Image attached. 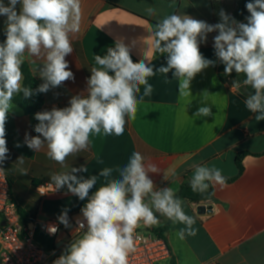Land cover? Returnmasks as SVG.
Segmentation results:
<instances>
[{
	"label": "crops",
	"instance_id": "0c3cea01",
	"mask_svg": "<svg viewBox=\"0 0 264 264\" xmlns=\"http://www.w3.org/2000/svg\"><path fill=\"white\" fill-rule=\"evenodd\" d=\"M238 1L81 0V30L72 40L73 52L65 58L74 80L43 93L44 101L38 112L54 106L67 107L72 96L86 93L90 69L95 65L94 56L106 55L107 49L115 47L117 41L131 47L133 62L144 59L155 71L166 66V54H156L150 47L149 29L158 19L175 13L215 24L220 22L219 12L223 9L238 22L247 23L246 19L235 16ZM4 3L7 5L8 0ZM148 7L157 10L155 17L147 14ZM19 9L18 4V12ZM5 19L0 16V37L4 34ZM217 34L209 33L207 41L200 44L203 56L215 64L191 81V96H180L179 81L171 71L156 72L148 77L153 86L151 95L143 96L144 86L140 85L136 119L126 124L124 134L90 136L89 149L69 156L65 165L49 159L46 147L35 152L27 146L26 136L39 135L34 130L39 121L14 102L5 126L8 158L1 166L18 207L35 215L38 222L49 219L59 222L58 217L67 211L71 227L59 222L60 235L66 239L76 230L77 219H83L81 209L87 198L80 200L66 186L58 193L40 195L37 187L50 183L52 173L87 167V172L74 174L85 179L92 175L98 177L97 185L89 192L91 195L104 183V178L99 177L102 169L112 168V177L118 178L117 169L128 163L133 152L139 151L160 169L158 173H148L156 188L172 187L177 193L184 183H190L195 165L215 166L232 181H227L223 190L210 185L211 201L196 204L183 200L185 213L195 218L196 235L186 234L183 240L179 239L177 233L185 226L171 221L165 233L170 257L160 264H264V120L257 121L258 113L246 108L247 87H232L236 79L231 75L235 71L231 75L224 74V65L213 47ZM25 63L38 87L43 83L38 73L42 61L33 63L26 59ZM203 95L207 96L205 104L211 108L212 115L196 117L199 107L205 106ZM241 153L245 154L240 172L237 157ZM20 158L24 159L23 164L18 163ZM22 168L28 173L21 174ZM202 205L210 209L200 211ZM157 215L160 223L152 226L154 228L167 222L166 217Z\"/></svg>",
	"mask_w": 264,
	"mask_h": 264
},
{
	"label": "clouds",
	"instance_id": "9594fccd",
	"mask_svg": "<svg viewBox=\"0 0 264 264\" xmlns=\"http://www.w3.org/2000/svg\"><path fill=\"white\" fill-rule=\"evenodd\" d=\"M246 8L250 13L247 23L238 22L223 9L219 12L220 22L215 24L175 13L158 19L149 29L150 47L156 54H166V66L155 71L144 59L133 62L131 47L117 41L115 47L107 49L106 55L94 56L95 65L90 69L86 93L72 96L67 107L54 106L35 114L39 123L34 130L39 135L26 136L27 146L35 152L46 147L49 159L65 165L69 156L89 149L90 136L123 135L126 124L136 119L140 85L144 86L143 96L151 95L153 86L148 77L156 72L167 74L171 71L179 81L180 96H191V81L215 64L200 51V44L206 42L207 35L212 32L218 33L213 47L224 65V74L231 75L233 71L238 76L243 74L242 82L233 81L232 87L240 89L243 85L254 90L246 95L245 106L251 113H258L257 121L264 120V0H250ZM145 11L149 16L157 15L154 7ZM0 16L6 17V39L0 43L2 165L8 158L5 126L14 108L15 96L22 93L28 98L36 93H47L74 80L65 58L73 52L72 40L81 30L82 5L81 0H8L7 5L0 0ZM144 56L147 59L146 53ZM26 59L33 63L42 61L38 73L43 83L35 93L23 86L22 65ZM206 101L207 96L203 95L205 106L199 107L196 117L212 115ZM18 163L23 164L24 159L20 158ZM20 171L28 173L27 169ZM87 171V167L82 166L50 175L48 186L52 191L66 186L80 200L87 198L81 209L83 219L76 221V233L80 234L53 264H129L130 254L136 251L137 228L159 225L157 214L185 226L177 233L179 239L183 240L186 234L196 235L195 218L185 213L184 201L172 187L156 188L148 173H158L160 169L139 151L133 152L128 163L117 169L118 178L112 177V168L102 169L99 177L104 178V183L91 195L89 192L97 185L98 177L92 175L85 179L74 174ZM227 180L228 177L215 166L195 165L190 187L193 192L203 194L210 185L223 190ZM58 220L65 227H71L67 211ZM47 230L55 234L58 228L53 225Z\"/></svg>",
	"mask_w": 264,
	"mask_h": 264
},
{
	"label": "built area",
	"instance_id": "2783aa9c",
	"mask_svg": "<svg viewBox=\"0 0 264 264\" xmlns=\"http://www.w3.org/2000/svg\"><path fill=\"white\" fill-rule=\"evenodd\" d=\"M0 168L2 166L0 165ZM3 170V169H2ZM49 183L37 187L40 195L45 196L52 191ZM41 230L55 239L57 248L48 252L34 239L33 231L25 228L21 222L19 207L11 194V185L4 171H0V264H53L65 251L67 246L80 233L75 223V231L62 239V226L55 220L40 221ZM56 226L58 231L49 234L48 227ZM86 230V229H85ZM136 251L130 254L129 264H160L170 257V249L165 238L154 231V227L141 226L136 230Z\"/></svg>",
	"mask_w": 264,
	"mask_h": 264
},
{
	"label": "trees",
	"instance_id": "16d2710c",
	"mask_svg": "<svg viewBox=\"0 0 264 264\" xmlns=\"http://www.w3.org/2000/svg\"><path fill=\"white\" fill-rule=\"evenodd\" d=\"M248 2H250V0H239L238 1V7L235 12V16L237 18L246 19V17L250 15V13H248L247 8H246V4ZM5 39L6 37L3 34L0 37V43H2ZM22 72L24 76L23 86L26 88H30L35 93V90L38 87L36 85V80L28 64L24 63L22 65ZM231 76L241 82L245 78L243 74H240L238 76L236 73H233V75ZM247 89L249 92H254V90H252L250 87H247ZM43 101H44L43 93H36L28 98H25L23 94L21 93V94L16 95L14 98V102L20 105L31 116H35V114L41 109ZM244 154L245 153H241L237 157V164L239 166L240 172L243 170L241 161H242ZM227 181L228 182L232 181V179H228ZM176 195L182 200H186V201L196 203V204H199L205 201H211L213 199L212 190H208L207 192L203 194L198 193V192H193L190 187V183H184L180 187ZM19 213L21 217V222L25 228L30 229V225L31 224L34 225L33 236H34L35 241L48 252L56 250L57 243L55 242V239L50 237L49 235H47L41 230L36 216L27 214L21 208H19ZM170 226H171V220L167 219V222L164 225L158 228H154V231L158 233L159 236L165 238V233L169 231ZM172 264H175V263L172 262Z\"/></svg>",
	"mask_w": 264,
	"mask_h": 264
},
{
	"label": "water",
	"instance_id": "95a60500",
	"mask_svg": "<svg viewBox=\"0 0 264 264\" xmlns=\"http://www.w3.org/2000/svg\"><path fill=\"white\" fill-rule=\"evenodd\" d=\"M209 209H210V207H208V206H204V205H202V206L199 207V210H200V211H206V210H209ZM33 229H34V225L31 224V225H30V230L33 231Z\"/></svg>",
	"mask_w": 264,
	"mask_h": 264
}]
</instances>
